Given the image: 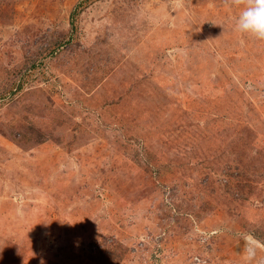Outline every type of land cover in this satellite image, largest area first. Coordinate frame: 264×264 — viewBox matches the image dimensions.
<instances>
[{"label": "rangeland", "instance_id": "374dc122", "mask_svg": "<svg viewBox=\"0 0 264 264\" xmlns=\"http://www.w3.org/2000/svg\"><path fill=\"white\" fill-rule=\"evenodd\" d=\"M0 0V264H264V39L247 0Z\"/></svg>", "mask_w": 264, "mask_h": 264}, {"label": "clouds", "instance_id": "9594fccd", "mask_svg": "<svg viewBox=\"0 0 264 264\" xmlns=\"http://www.w3.org/2000/svg\"><path fill=\"white\" fill-rule=\"evenodd\" d=\"M233 28L240 33L264 39V0H247L234 18Z\"/></svg>", "mask_w": 264, "mask_h": 264}, {"label": "trees", "instance_id": "16d2710c", "mask_svg": "<svg viewBox=\"0 0 264 264\" xmlns=\"http://www.w3.org/2000/svg\"><path fill=\"white\" fill-rule=\"evenodd\" d=\"M92 0H81L79 4L76 6L75 10L71 13V27L74 28V16L78 14V9H82L88 2Z\"/></svg>", "mask_w": 264, "mask_h": 264}]
</instances>
